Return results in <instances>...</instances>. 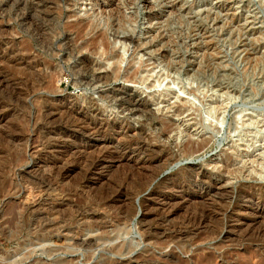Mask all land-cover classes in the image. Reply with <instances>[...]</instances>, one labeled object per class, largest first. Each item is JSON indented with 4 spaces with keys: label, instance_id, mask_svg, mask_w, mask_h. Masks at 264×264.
<instances>
[{
    "label": "rangeland",
    "instance_id": "1",
    "mask_svg": "<svg viewBox=\"0 0 264 264\" xmlns=\"http://www.w3.org/2000/svg\"><path fill=\"white\" fill-rule=\"evenodd\" d=\"M129 35L133 41L123 50L115 37ZM101 39L123 55L115 65L100 58L102 48L93 51ZM108 64L118 78L106 84L75 83L73 65L93 79L102 77ZM138 68L165 78L154 86L143 84L137 79L143 73L133 77ZM0 76V264H103L144 258L163 264H264V216L242 225L241 232L221 231L220 223L223 205L229 202L241 207L233 217L243 219L253 217L258 200L264 206V171L260 175L258 165L264 155V0H0ZM210 103L216 111L224 110L221 119L207 113ZM46 105L54 109L49 120L42 115ZM76 106L91 107L99 119L130 129L119 142L141 143L149 161L108 162L97 180L81 188L84 170L95 157L89 145L104 138L115 152L119 145L112 132L92 142L88 133L78 132L74 125L82 117L70 111ZM177 128L182 131L178 137L173 133ZM256 128L263 135L255 137ZM22 134L23 140L14 137ZM45 141L54 142L51 153L39 150ZM153 145L155 150L150 149ZM70 148L85 160L75 157L80 163H73L64 178L54 169L53 200L36 206V225L45 222L44 229L29 230V216L19 207L28 198L23 186L39 181L42 173L30 166L49 156L55 163ZM164 150L173 156L171 161L155 159ZM180 168L192 175L178 179ZM118 187L125 194L114 208L102 211L112 221L104 231L83 230L85 218H72L79 208L96 209L95 200ZM66 191L71 200L58 199ZM164 191L176 197L172 201L190 203L174 219L176 228L185 215L200 216L202 208L222 211L207 217L206 227L191 236L145 237L137 225L142 218L139 200ZM59 224L67 227L64 232ZM78 234L94 244H81ZM115 246L121 251L113 250Z\"/></svg>",
    "mask_w": 264,
    "mask_h": 264
},
{
    "label": "bare ground",
    "instance_id": "2",
    "mask_svg": "<svg viewBox=\"0 0 264 264\" xmlns=\"http://www.w3.org/2000/svg\"><path fill=\"white\" fill-rule=\"evenodd\" d=\"M117 22V21H116ZM77 23V22H76ZM77 26H79V29H82L83 25L80 23L76 24ZM114 36V35H113ZM163 37V36H161ZM65 38L70 41V38L68 35L65 36ZM116 40L121 41V43H123V50L125 49V43H131L132 37L129 36H116L115 37ZM10 39V38H9ZM159 39V38H158ZM160 40V39H159ZM112 44L109 42L104 41L103 39H101V42L99 44H96L93 46V51H97L98 49L103 50V52L101 53V57L103 58L104 61H110V59L113 60V63L115 65L116 62H118L119 60L122 59V54L119 55V53L115 54L111 47ZM2 50L4 48H1ZM5 51V50H4ZM3 53V51H2ZM73 50L69 51V54H72ZM8 54V53H7ZM11 54V53H9ZM4 55V54H3ZM17 55V54H16ZM10 56V55H9ZM13 56V55H11ZM15 57V56H14ZM17 57V56H16ZM20 58V57H19ZM28 58V57H27ZM20 59H25V58H20ZM19 59V60H20ZM1 60H4L1 58ZM11 60V59H10ZM26 60V59H25ZM25 60H21L22 62ZM88 64V63H87ZM97 64L100 65V63L97 62ZM86 65V64H85ZM102 66V65H101ZM88 67V66H87ZM106 67L110 68L108 70H106L107 72L102 75V77L100 76H95L93 79H89L87 78L84 74H83V69L81 68L79 65H73V67H71L72 73L75 76L74 81L77 84H80L81 82H83V84H100V83H105L109 81L110 78H118V71L116 70L115 67H110V64H108ZM70 70V69H69ZM85 70V69H84ZM46 71V70H45ZM87 73V72H86ZM139 73H143L141 74L137 79H139V81L143 84L149 83V85L154 86L155 84H159L164 78L165 75H157L156 78H153L152 73L148 72L145 69H137L134 71L133 77L135 78L137 76V74ZM132 78V76H131ZM3 79L0 76V86L3 85ZM73 81V82H74ZM176 82L180 83L178 78H176ZM103 85V84H102ZM147 85V84H146ZM2 87V86H1ZM0 87V88H1ZM113 91H115V89H112ZM167 91V90H166ZM172 92V91H171ZM111 93V91H110ZM168 94V93H167ZM103 95V94H102ZM128 100V99H127ZM1 102V101H0ZM2 103V102H1ZM75 104V103H74ZM73 105V104H72ZM1 106V105H0ZM82 106V105H81ZM81 106L76 108H72L70 111H72V113H74L75 115H81L82 119H79L78 123H75L74 127L79 131H81V133H88L86 135H88V139L90 142H92L94 140V138L96 137H101L103 136H110V133L112 132L110 137H114L115 141H117L118 143V148L114 147L115 149H117V151L115 152V150H111L110 147V142H109V138H104V141L98 143V144H90L89 145V150H96L95 153H93L95 155V157H93L87 164L85 170H84V177L83 179L79 182V186L81 188L86 187V185H89L92 181H94L96 179V177H98L99 174L103 173L109 166H108V162H123L125 160H131L133 159L135 161V164H140L143 165L144 163L148 162V158L146 157V154L144 155V153H146V149L144 148L145 146H143L141 143L138 142H129L128 144H123L119 142V139L121 137H124L126 135V133L130 130H128V128H126L123 124H118L117 126L114 127L113 124H111L110 121H108L107 119H99L97 117V115L92 114L95 113L91 107L85 109L82 108ZM71 108V106H69ZM121 107V106H120ZM93 108V107H92ZM58 109H60L58 107ZM94 109V108H93ZM129 109V108H128ZM222 109V108H221ZM53 108L49 105H46L45 108L42 110L43 113V117L46 119H50L53 118L54 116V112H53ZM219 110V109H218ZM40 111V110H39ZM84 111L88 114L91 113L90 115L88 114V116H83L82 113H84ZM2 112V111H1ZM207 113L211 116L217 117L219 119L222 118L223 114H224V110L216 111L215 107L211 105V103L209 104L208 108H207ZM59 114V113H58ZM6 115V114H5ZM69 115V114H68ZM74 115V116H75ZM2 116V115H1ZM73 117V116H72ZM79 118V117H78ZM75 119H77L75 117ZM252 119V118H251ZM44 120V119H43ZM247 120V119H246ZM76 121V120H75ZM70 124V123H69ZM246 125V124H245ZM115 128V130H114ZM130 128V127H129ZM114 130V131H112ZM135 131V130H134ZM166 132V130H163V132L161 133L162 135ZM168 131V130H167ZM130 132V131H129ZM21 133V132H20ZM174 135H176L178 137V135L182 134V131L177 128L175 130V132H173ZM28 134V133H27ZM252 134L257 137V136H261L263 134H261L259 129H253L252 130ZM17 140H20L23 138H25L26 136H24V134L19 135V136H14ZM29 138V136H28ZM260 138V137H259ZM108 140V141H107ZM113 140V139H112ZM88 141V142H89ZM134 141V140H132ZM17 143V142H16ZM54 143V142H53ZM52 142H41L38 146L39 150H45L48 154V150H50L49 152L51 153L54 149V145ZM110 143V144H109ZM116 143V144H117ZM88 144V143H87ZM29 146V145H28ZM67 146V145H66ZM147 146V145H146ZM155 145L151 146L150 149L155 150L157 147H154ZM30 147V146H29ZM78 147V146H77ZM36 148V147H35ZM113 148V149H114ZM147 148V147H146ZM53 149V150H52ZM88 149V148H87ZM61 150V149H60ZM85 150V149H84ZM38 151V149H37ZM157 151V150H156ZM92 152V151H91ZM90 152V153H91ZM88 153V150H87ZM46 154V153H45ZM53 154V153H52ZM50 154V155H52ZM92 154V153H91ZM92 154V155H93ZM172 154V153H171ZM90 155V154H88ZM91 155V156H92ZM48 156V155H47ZM61 158L58 161L53 160V157H47V158H43L44 159V163L43 161L41 162H35L34 164H32L30 167L33 168V170L38 171L36 173H40V178L42 179L43 176L46 177V181L44 180H39L37 182H31V184H27L25 186H23V189H25L28 192V198L23 202V204H21L20 210L23 211L24 214L29 216V230L33 229L34 232H38V230H40L42 228V230L44 229L43 227L45 226V222L42 223V221L40 222V224L36 225V222H38V214H37V208L41 205H44L47 201L49 202L50 200H53L52 198H50V194H51V190L53 188L54 183H52V179L54 176V169L56 170L55 173H57L58 177H66L67 173H69L68 171H70L71 166L73 163L79 164L77 161V159L75 160V157H80L81 158V154L79 150H72V148L64 150L62 152V155L60 154ZM172 155L170 156V153L166 150L160 152L158 154V156L155 158L158 160H163L165 159L166 161H171L172 160ZM264 155L261 157L262 162L259 163L258 165L261 166V170H260V175L263 174L264 171ZM83 159V158H81ZM49 160V161H48ZM85 160V159H83ZM47 161V162H46ZM86 161H88L86 159ZM82 162V161H81ZM82 165V164H81ZM165 165V164H164ZM79 167V166H78ZM35 168V169H34ZM19 169V168H18ZM254 170V169H253ZM257 170V169H256ZM23 171V170H22ZM14 172V171H13ZM257 172V171H256ZM35 173V174H36ZM16 174V173H15ZM18 175V174H17ZM39 175V174H38ZM69 175V174H68ZM153 175V174H152ZM192 174L185 170V168H180L179 172L176 173V177L182 178V177H187V176H191ZM170 178V177H169ZM168 178V179H169ZM174 178V177H173ZM197 178V177H196ZM177 179V180H178ZM79 180V179H78ZM97 180V179H96ZM171 180V179H170ZM176 182V181H175ZM162 183V182H161ZM173 183V181H172ZM124 187V186H123ZM125 188V187H124ZM181 188V187H180ZM186 188V187H185ZM7 189V188H6ZM21 189V187H20ZM55 189V188H54ZM127 189V188H126ZM175 189V188H174ZM262 189V188H261ZM18 190V189H17ZM22 190V189H21ZM24 190V191H25ZM57 190V188H56ZM105 190V189H104ZM153 190V189H152ZM169 190V189H168ZM26 192V193H27ZM109 192V191H108ZM125 190L123 191V189L121 187H118L117 189L113 190L111 193H108L106 196H102L98 197L95 200V206H97L96 209H92L93 206L90 207H86V208H79L77 209L74 214H72V218L73 219H77L78 217L82 218L85 220V225L83 224V230H89V229H99L102 231H104V229H106L109 225H111L110 221L107 218H103V210L107 209L108 207H113L115 205V203L121 199L123 197V195ZM197 192V191H196ZM200 192V191H198ZM197 192V193H198ZM20 193V192H19ZM53 193V192H52ZM137 193V192H136ZM201 193V192H200ZM199 193V194H200ZM3 194V193H2ZM78 194V193H77ZM144 194V193H143ZM187 194V193H186ZM58 195V194H57ZM69 195H71L70 193H68L66 191V194H63L62 192L59 195L58 199H61V201L65 200H71L72 196L70 197ZM26 196V195H25ZM91 196V195H90ZM139 196V195H138ZM208 196V195H207ZM250 196V195H249ZM57 197V196H56ZM75 197V196H73ZM94 198V197H92ZM176 197H174V195L170 194V192H150L147 193V196H144V198L139 200V205L140 208L142 210V218H140V220L137 219V225L139 228H142L143 230H141L140 232H144L143 234L145 235V237H152V234H160L161 236L164 237H169L172 240L175 239H182L185 238L186 236H191L193 234H196L195 232L200 228L203 227L207 221V217H215L218 213V211H222V208H217V212L216 210L214 211H209V207H205L202 208V211L200 212L201 215H197V214H188L185 215V218L183 219V221L179 222L180 226L177 228L174 227V219L179 215L180 211L187 205L189 204H184L181 203V201H172L173 199H175ZM205 198V197H204ZM260 198V197H259ZM125 199V198H124ZM186 199V201H190L192 200V197H187L184 198ZM184 199H182V201H184ZM2 200V199H1ZM56 200V199H55ZM128 200V199H127ZM79 201V200H78ZM187 201V202H188ZM256 201V199H255ZM47 202V204H49ZM59 202V200H58ZM67 202V201H66ZM81 202V201H80ZM192 202V201H190ZM56 204V201L54 202ZM63 203V202H62ZM69 203V202H68ZM72 203V202H71ZM2 204V202H1ZM53 204V203H52ZM67 204V203H66ZM114 204V205H113ZM212 204V203H211ZM210 204V205H211ZM216 204V203H215ZM39 205L37 208L36 206ZM51 205V202H50ZM59 205V204H58ZM87 205V203H86ZM91 205V204H90ZM113 205V206H111ZM254 206H252L253 211H252V215L253 217L251 219H243V218H239V217H233L232 213L236 210V209H241L240 206L236 205V204H231L230 202L227 205H223L224 207V213L223 215L225 216V218L222 219V221H220V223L222 224V230L225 229L227 232H231L234 230H239L240 227L242 225H252V223H255V221H257V218L264 216V206L263 204L258 200L257 202H255L253 204ZM52 206V205H51ZM50 206V207H51ZM70 206V205H69ZM116 206V205H115ZM207 206V205H206ZM214 206V205H213ZM217 206V205H216ZM220 206L221 203H220ZM58 207V206H57ZM76 207V206H74ZM203 207V206H202ZM109 208V209H110ZM114 208V207H113ZM42 209V208H40ZM50 209V208H49ZM102 209V210H100ZM187 209V208H186ZM211 209V208H210ZM216 209V208H214ZM47 210V209H46ZM104 210V211H105ZM140 210V211H141ZM201 210V209H200ZM236 210V211H238ZM41 211V210H40ZM44 211V208H43ZM56 211V210H55ZM184 211V210H183ZM243 211V209L241 210ZM106 212V211H105ZM187 212V210L185 211ZM196 212V211H195ZM213 212V213H212ZM240 212V210H239ZM238 212V213H239ZM41 212H39L40 214ZM189 213V212H187ZM220 213V212H219ZM245 213V212H244ZM22 214V213H21ZM42 214V213H41ZM215 214V215H212ZM246 214V213H245ZM56 215V214H55ZM183 215V216H184ZM220 215V214H219ZM229 215V216H228ZM71 216V215H70ZM69 216V217H70ZM106 216V215H105ZM124 216V215H123ZM182 216V218H183ZM41 217V216H40ZM43 217V216H42ZM122 217V216H121ZM146 217H151L148 221L145 220ZM45 218V217H44ZM43 218V219H44ZM48 218V217H47ZM117 217L115 216V219ZM127 218V217H126ZM221 218V217H220ZM28 219V218H27ZM40 219V218H39ZM42 218L40 220H43ZM82 219V222H83ZM118 219V218H117ZM125 220V218H122ZM123 220V221H124ZM46 221V220H45ZM49 221V220H47ZM53 221V220H52ZM69 221V220H67ZM77 221V220H76ZM75 221V222H76ZM81 221V220H80ZM120 221V220H119ZM122 221V220H121ZM57 222V221H56ZM70 222V221H69ZM73 222V223H75ZM112 222V221H111ZM116 222H118L116 220ZM178 222V221H177ZM59 223V222H57ZM61 223V222H60ZM66 222H63V224H65ZM62 224V223H61ZM67 224V223H66ZM47 225V223H46ZM58 225V224H57ZM56 225V226H57ZM60 225V224H59ZM114 225V224H113ZM207 225V224H206ZM49 226V225H48ZM53 226V225H52ZM53 226V227H56ZM3 226L0 225V231L3 230L2 228ZM50 227V226H49ZM76 227V226H75ZM78 227V226H77ZM76 227V228H77ZM206 227V226H204ZM221 227V226H220ZM245 227V226H244ZM48 229V227H46ZM60 231H63L64 229H66L67 227L65 225H60L59 227ZM72 228V227H71ZM28 229V228H27ZM56 230V228H55ZM58 230V231H59ZM68 230V229H67ZM78 230V229H76ZM82 230V228H81ZM237 230V231H238ZM242 230V228L240 229ZM239 230V231H240ZM254 230V229H253ZM48 231V230H47ZM45 230V232H47ZM225 231V233H226ZM238 231V232H239ZM246 231V230H245ZM32 232V231H31ZM44 232V231H43ZM51 232V231H50ZM64 232V231H63ZM66 232V231H65ZM215 232V231H214ZM241 232V231H240ZM67 233V232H66ZM76 233H81L78 231H76ZM223 233V232H222ZM47 236V235H46ZM216 236V235H215ZM251 236V235H250ZM80 240L81 244H85V245H91L92 243L94 244V241L92 239H85L83 238L82 235L78 234L77 236V240ZM96 241V240H95ZM125 246V245H124ZM128 248V247H127ZM115 251H121V247L120 246H115L112 248ZM169 254V253H168ZM225 254V253H224ZM171 255V254H170ZM221 256V255H219ZM161 260V259H160ZM160 260H155V259H148V258H144L141 259L140 261H132V260H123L121 262H114V261H105V263L103 264H163L162 261Z\"/></svg>",
    "mask_w": 264,
    "mask_h": 264
}]
</instances>
